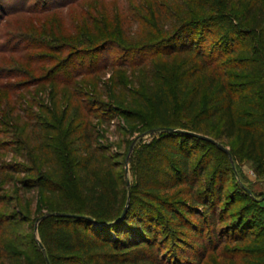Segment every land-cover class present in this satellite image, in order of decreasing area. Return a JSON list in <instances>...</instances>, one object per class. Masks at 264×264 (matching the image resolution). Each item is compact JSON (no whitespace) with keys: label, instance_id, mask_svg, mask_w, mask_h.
I'll return each instance as SVG.
<instances>
[{"label":"trees","instance_id":"16d2710c","mask_svg":"<svg viewBox=\"0 0 264 264\" xmlns=\"http://www.w3.org/2000/svg\"><path fill=\"white\" fill-rule=\"evenodd\" d=\"M80 1L71 27L61 33L53 29L45 32L47 41L57 42V47L54 49L44 42L39 46L55 53L71 50L78 54H90L106 45L128 54L163 48L159 55L157 51L147 60H114L108 66L123 72L124 67L137 69L134 81L141 85L144 100H147V103L142 101L143 106L150 111L147 130H162L165 134H161L154 145L138 152L141 177L136 191L128 199L124 216L116 221L126 203L122 204L114 165L98 155L96 143L91 141L87 112L99 105L93 94L89 96L86 92L84 114L78 115L79 120L82 117L86 121L77 133L81 154L73 143L65 142L66 138L61 149L52 145L56 153L52 154L50 146L43 145L39 137L46 128L40 124L30 125V149L36 159L27 160L25 167L9 163L0 174V207L4 206L0 211V264H47L46 260L50 264H159L160 253L154 250L159 232L154 225L158 218L166 217L182 237L183 232L191 233V246L201 247L198 242L201 230L206 229L215 237L214 215L217 204L223 199L221 192L228 163L231 160L251 163L257 175H264V0H246L245 7L241 6L242 0H96L87 7L88 0ZM240 7L243 12L236 13ZM200 33L217 37L208 51L198 45ZM222 49L225 51L221 52ZM216 51L219 53L214 56ZM180 54L192 62L183 78L174 67L171 70L161 67V59L169 60ZM41 62L46 63L40 60L39 64H43ZM104 68L105 64L99 69L74 71L72 76L53 78L52 82L54 86L68 87L75 84L72 83L75 78H82L85 83L86 76L96 79V74ZM113 75L115 80L112 71ZM114 80V87L123 86ZM40 81L42 79L33 83ZM174 94L180 111L191 118L188 123H177L173 118ZM107 97L126 104L115 92ZM123 112L125 116L127 111ZM164 128L186 130L208 139L168 132ZM40 129L41 132H37ZM71 129L68 130L70 139L75 135ZM174 136L181 141L159 143L160 139ZM210 138L231 140L233 150L227 151ZM190 139L212 148L203 156L207 161L202 165L203 159L196 170L190 167L195 151L188 148ZM156 150L160 157L166 156L167 163L162 168L165 171L161 174L164 182L167 175L171 176V183L169 179L166 185L155 179L158 170L149 159L159 154L154 155ZM211 152L225 160L213 167L205 185L200 179L212 165ZM60 154L69 156L59 161L57 155ZM99 163H102V171L98 169ZM62 169L65 176L61 174ZM5 172L26 174L7 189L12 192L8 196L2 194L8 180ZM71 177L77 182L81 201L70 206L68 197L64 196L67 194L64 182L71 181ZM181 183L188 190L189 203L180 204L176 209L161 199L159 193L164 187L173 188ZM196 187L201 189L195 191ZM239 194L232 191L225 197L226 212L231 210ZM243 194L240 200L243 203L234 219L221 227L215 237L213 248L221 246L220 264H264V195L251 197L245 190ZM35 197L37 202L48 206L45 213L32 216L30 208ZM212 200L215 203L208 208ZM199 206L207 209L206 216L201 217ZM190 215L195 217L194 221H190ZM31 217L39 218L37 241L27 226ZM206 219H210L209 224ZM253 222H258L260 229L254 230ZM180 240V244H185V239ZM151 250L152 255L147 253ZM196 260V256H191L185 258L183 264Z\"/></svg>","mask_w":264,"mask_h":264},{"label":"rangeland","instance_id":"374dc122","mask_svg":"<svg viewBox=\"0 0 264 264\" xmlns=\"http://www.w3.org/2000/svg\"><path fill=\"white\" fill-rule=\"evenodd\" d=\"M68 1L70 0H0V174L5 171L3 169L9 163L25 167L30 158L31 160L36 159L35 152L30 149L31 137L29 134L31 130L29 126H34V124H40L46 128L45 131L41 132L40 129L37 132H41L39 136L41 142L47 147L50 146L52 154H56L52 145L56 144L61 149L64 138L68 144L73 143L74 147L78 149L77 153L81 154L82 146L77 140V133L86 121L82 117L79 120L78 115L84 114L82 106L88 100V96L85 94L89 92L88 95L93 94L94 101L99 102V105L92 108L91 112H87V125L90 127L91 141L96 143L98 155L104 157L105 162L114 165L113 169L119 178V189L123 197L122 204H127L130 195L136 191L137 181L141 177V162L138 160V152L146 146L154 145L160 135L165 134V132L147 130L150 111L143 106L142 101H145L146 97H144L141 85L138 86L134 81L135 76H137V69L134 66L124 67L126 71L123 72L120 68L109 67L108 64L114 60L126 62L147 60L157 51L159 55L163 48L128 54L111 45H106L90 54H78L76 52L71 53V50L55 53L53 50L48 51L44 47H40L42 42L54 47V49L58 45L57 42L47 41L46 30L53 29L61 33L73 25L79 11L76 9V5L81 1L75 0L66 5ZM245 1H241L242 7H245ZM95 2L96 0H88L85 6L93 5ZM62 4L64 7L59 8ZM242 12L243 8L241 7L236 10V13L241 14ZM216 39L217 37H213L212 33H200L198 45L208 51V47ZM224 51V49L221 50V52ZM218 53L219 51H216L213 55L216 56ZM189 59L183 54L173 55L169 60L161 59V67L163 70H171L174 67V70L178 71L179 77L183 78L188 67L192 66ZM40 60L46 61V63L41 62L43 64H39ZM104 64L105 68L96 74V79L86 76L84 78L86 79L85 83L82 78H75L72 82L75 84L68 87L58 84L54 86L52 82L53 78L70 77L74 71H86L91 67L99 69ZM112 71L115 72L116 79L122 83V87L112 85L114 80L112 79L114 78ZM41 79L42 81L39 83H33ZM112 92H115L120 99L125 100L126 104H118L113 98L107 97V94H112ZM177 103V96L174 94L172 95L174 120L177 123H188L191 118L183 115ZM123 110L127 111L125 116L129 119L128 122ZM69 128L75 132L72 139L69 137ZM162 141L179 143L181 139L174 136L165 140L160 139L159 143ZM214 141L229 152L233 150L231 140ZM188 146L190 150L195 148L190 160V167L196 170L203 159L202 165L207 161V158H203V156L212 148L191 139L188 140ZM157 153H159L157 156L152 155L149 159H152L151 165L156 166L158 170L155 179L166 185L169 179L168 183H171V176L167 175L164 178L165 182L161 178L162 172L165 171L162 169L163 165L167 163L166 156L160 157L161 154L158 150L154 152V155ZM211 153L212 165L202 173L200 179V182L205 185L209 182L213 167L225 160L221 158L220 154ZM68 156L69 154L66 156L60 154L57 155V159L60 161ZM170 162L172 164L173 161ZM98 169L102 171V163H99ZM64 173L65 170L62 169L61 174L64 175ZM5 174L8 180L3 185L5 191L2 194L8 196L12 192L7 189L15 183V180L26 174L21 172H5ZM175 177L180 178L178 175ZM71 178V181L64 182L67 193L64 196L68 197L67 202L70 206L81 201L77 182L74 177ZM212 182H214L212 185L214 187L216 182L215 180ZM198 189L201 188L196 187L195 191ZM244 190L248 191L251 197L259 194L264 195V175H257L251 163L231 160L228 163V173L222 187L223 199L217 204L214 215L215 237L220 234L221 227L234 219L235 213L243 203L240 200L244 197ZM187 191L185 184L181 183L173 188L164 187L159 195L161 199L167 200L177 209L180 204L189 203ZM232 191H239L240 194L236 197V202L231 210L226 212L225 197ZM213 203H215L214 200L209 202L208 208ZM47 206L43 202H37L35 197L30 208L32 216L45 213ZM3 207H0V211L3 210ZM199 210L201 217L207 215V209L203 206H199ZM255 213L259 214L258 211ZM38 217H31V222L28 223L29 225L27 224L35 241L38 240ZM188 218L190 221H194L195 217L190 215ZM208 221L210 219H206L207 224H209ZM154 226L159 231L154 248L160 253L157 259L159 264H183L184 259L191 256L197 258L192 264H220L219 247L221 246L218 245L213 248L215 237L213 238L208 230H201V239L198 242L202 246L195 247L191 246L192 234L183 232L182 237L181 232H176L166 217L158 218ZM253 229H260L258 222H253ZM180 239H185V244H180ZM194 239L199 240L198 238ZM152 250L147 253L152 255L154 252Z\"/></svg>","mask_w":264,"mask_h":264},{"label":"water","instance_id":"95a60500","mask_svg":"<svg viewBox=\"0 0 264 264\" xmlns=\"http://www.w3.org/2000/svg\"><path fill=\"white\" fill-rule=\"evenodd\" d=\"M164 130L165 131H168V132H175V133H182V134H186V135H192V136H195V137H198V138H202V139H208V138H206V137H204L202 135H199V134H196V133H193V132H190V131H186V130L175 129V128H164ZM209 140H211V139H209ZM211 141L213 142V140H211ZM217 145H219V144H217ZM126 209H127V204H125L121 215L119 216V218L116 221L120 220L124 216V214L126 212ZM59 215H62V216H70V217H77L76 215H69V214H66V213H62V214H59ZM46 263L47 264H50L48 262V260H46Z\"/></svg>","mask_w":264,"mask_h":264}]
</instances>
